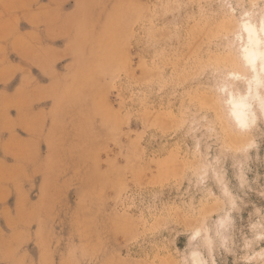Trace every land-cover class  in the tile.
<instances>
[{"label":"rangeland","instance_id":"obj_1","mask_svg":"<svg viewBox=\"0 0 264 264\" xmlns=\"http://www.w3.org/2000/svg\"><path fill=\"white\" fill-rule=\"evenodd\" d=\"M252 1L0 0V264H264Z\"/></svg>","mask_w":264,"mask_h":264},{"label":"bare ground","instance_id":"obj_2","mask_svg":"<svg viewBox=\"0 0 264 264\" xmlns=\"http://www.w3.org/2000/svg\"><path fill=\"white\" fill-rule=\"evenodd\" d=\"M254 1V0H253ZM252 1V2H253ZM256 1V0H255ZM228 2V1H227ZM226 2V3H227ZM237 3V2H236ZM227 5V4H226ZM212 6V5H211ZM229 6V5H228ZM262 7V6H261ZM264 9V7L262 8ZM148 11V10H147ZM239 11V10H238ZM154 12V11H153ZM230 12V10H229ZM232 12V11H231ZM225 13V12H224ZM241 13V12H240ZM245 13V12H244ZM228 14V13H227ZM243 14V13H241ZM240 14V15H241ZM247 13H245L246 15ZM250 15V13H249ZM231 16V15H230ZM232 17V16H231ZM262 17V16H261ZM229 18V17H228ZM234 17H232L233 19ZM241 18V17H240ZM259 18V17H258ZM264 18V17H263ZM260 19L258 22L252 20L250 17H245L244 19L242 18L239 23V26H238V23L236 22L237 20L235 19L234 23L236 24L237 23V26H236V29L239 28V30L234 34V37L236 38V40L239 42V46L237 47L236 46V49H238V55H237V58L239 57V59H236L235 58V54L232 55V59L231 57L229 59H231V61H233L234 64H239L240 66H243L245 67L247 70H244V71H249L250 74L248 76V78L246 79V83H247V91L245 93H239V94H235L233 91H228L227 93V98L225 103H227V107L229 108V116L230 118L233 120V122L235 123V125L240 128V129H246L248 128L249 126H251L250 124L253 123L254 121V113H253V110H252V105H251V102L250 100L253 99V101L256 99L258 100L259 102V107L260 109H262V111L264 112V98H263V94L261 93L260 91V88H264V61L261 60V57H260V53L264 52V41H262L261 43H253L251 45H249V40H248V33L246 31H244V25L247 24L252 30H253V36L255 39H260L261 37H264V31H261V28H262V25H264V19ZM219 19V18H218ZM221 20V19H220ZM219 20V21H220ZM230 23H227V24H230L232 30H228L227 32V29H224V31L226 30V33H231V31H233L234 28V24H233V20L232 21H229ZM220 23V22H219ZM226 24V25H227ZM225 25V26H226ZM229 26V25H228ZM161 27V26H160ZM224 28H227L224 27ZM230 31V32H229ZM235 32V31H234ZM233 32V33H234ZM227 34V35H228ZM220 35V34H219ZM208 36V35H207ZM213 36V35H212ZM216 37V36H215ZM221 37V36H220ZM226 37V36H224ZM211 38V37H210ZM213 38V37H212ZM211 38V39H212ZM218 38V37H217ZM234 38V39H235ZM201 39V38H200ZM210 39V40H211ZM236 42V41H235ZM233 44V43H232ZM237 45V44H236ZM202 46V45H201ZM225 46V45H224ZM227 46V45H226ZM230 46V45H229ZM195 47V46H194ZM245 47H248L250 48L251 51H253L255 53V64H249V62L245 59V53L243 51V49ZM192 49V48H191ZM208 51V50H207ZM235 51V50H234ZM224 53V52H223ZM237 53V52H236ZM227 54V52L225 53V55ZM217 55V54H216ZM224 55V56H225ZM213 56V55H212ZM220 56V55H219ZM223 56V55H222ZM230 56V55H229ZM218 59V58H217ZM235 59V60H234ZM241 61V62H240ZM235 66V65H234ZM232 67V66H230ZM229 67V68H230ZM241 67V69L243 68ZM149 68V67H148ZM202 68V67H201ZM224 68V67H223ZM145 69V68H144ZM142 69V70H144ZM217 70V69H216ZM236 70V69H235ZM147 71L149 72V70L147 69ZM221 71V70H220ZM230 71V70H229ZM228 71V72H229ZM243 71V70H241ZM144 72V71H143ZM146 72V70H145ZM235 72V71H234ZM147 73V72H146ZM238 72H236L237 74ZM240 73H243V72H239L238 75H240ZM226 74V73H224ZM228 74H231L230 76L233 77L232 75H235L237 76L235 73L232 72V69H231V72L228 73ZM144 75V74H143ZM242 75V74H241ZM228 76V75H227ZM229 76V77H230ZM234 76V77H235ZM243 76V75H242ZM240 78V77H239ZM235 78H233L234 80ZM224 81V80H223ZM229 82V81H228ZM231 82V81H230ZM229 82V83H230ZM222 84V83H221ZM233 84V83H232ZM202 85V84H201ZM227 85L226 82L224 84V86ZM222 86V85H221ZM220 86V88H221ZM218 87V86H217ZM228 87V85H227ZM226 86L224 88H227ZM219 88V87H218ZM219 88V89H220ZM223 89V88H222ZM232 90V88L230 89ZM207 92V91H206ZM213 92V91H212ZM221 92H224L221 90ZM203 93V92H202ZM225 94V93H223ZM214 98V96H212ZM217 99V98H216ZM230 101H233V102H237V103H242L244 105V107L242 109H240L245 117H246V127H241L238 123H237V120L236 118L233 116V107H232V104L230 103ZM145 105V104H144ZM218 107V105H217ZM220 109V108H219ZM220 111V110H219ZM171 114V113H170ZM169 115V114H168ZM167 115V116H168ZM172 115V114H171ZM224 115V114H223ZM166 116V117H167ZM222 116V115H221ZM222 118V117H221ZM170 119V117H169ZM226 119V118H225ZM166 120V119H165ZM172 120V118H171ZM224 120V119H223ZM219 121V120H217ZM213 122V121H212ZM171 123V122H170ZM221 123V122H220ZM223 123V122H222ZM225 124H227L225 122ZM228 125V124H227ZM220 126V125H219ZM223 126V125H222ZM230 126V125H229ZM228 128V127H227ZM225 128H223L224 130ZM230 128H228L229 130ZM230 131V130H229ZM228 132V131H227ZM188 133V132H187ZM230 133V132H229ZM231 133H232V130H231ZM231 139V137H230ZM234 141V140H233ZM176 152V151H174ZM141 154V153H140ZM172 156V155H171ZM140 187V186H139Z\"/></svg>","mask_w":264,"mask_h":264},{"label":"snow or ice","instance_id":"obj_3","mask_svg":"<svg viewBox=\"0 0 264 264\" xmlns=\"http://www.w3.org/2000/svg\"><path fill=\"white\" fill-rule=\"evenodd\" d=\"M244 31L248 33L249 45L253 44L254 42L261 43L262 41H264V37H261L258 40L255 39L253 36V30L247 24L244 25ZM261 31H264V25H262ZM243 51L245 53V59L249 62V64H255V53L251 51L248 47H245ZM260 57L261 60L264 61V52L260 53ZM230 103L232 104V107L234 109L232 114L236 118L237 123L241 127H246V117L244 113L240 110L244 107V105L242 103H237L233 101H230Z\"/></svg>","mask_w":264,"mask_h":264}]
</instances>
